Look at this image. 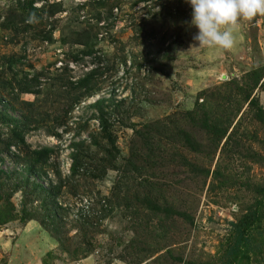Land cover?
Listing matches in <instances>:
<instances>
[{"label":"rangeland","instance_id":"1","mask_svg":"<svg viewBox=\"0 0 264 264\" xmlns=\"http://www.w3.org/2000/svg\"><path fill=\"white\" fill-rule=\"evenodd\" d=\"M30 1L0 0V170L46 192L0 199V264H264V15L225 50L187 0Z\"/></svg>","mask_w":264,"mask_h":264},{"label":"clouds","instance_id":"2","mask_svg":"<svg viewBox=\"0 0 264 264\" xmlns=\"http://www.w3.org/2000/svg\"><path fill=\"white\" fill-rule=\"evenodd\" d=\"M192 7L191 25L199 31L193 37L202 46L231 50L241 19L264 15V0H187Z\"/></svg>","mask_w":264,"mask_h":264},{"label":"trees","instance_id":"3","mask_svg":"<svg viewBox=\"0 0 264 264\" xmlns=\"http://www.w3.org/2000/svg\"><path fill=\"white\" fill-rule=\"evenodd\" d=\"M33 9V11H35L36 9H34V0H31L30 2L27 3V5H25L22 9V11H26L27 9ZM144 22V21H143ZM8 28L10 26H7ZM89 53V52H87ZM87 81H89V76L86 77ZM27 92V91H24ZM36 94V93H34ZM101 103V100H97L93 103L94 106H99V104ZM6 108V107H5ZM9 108V107H8ZM248 109L250 112L253 113V117L257 119V121H259L260 123L264 124V119L262 118V115L264 114V111L261 109H259V111H253L252 107H251V103L248 106ZM260 115V116H259ZM220 126L219 130L213 131L212 136H214L213 138H218L220 136H224L227 133L228 128L231 126V123H227L225 124V127L223 126V122L221 123H217ZM102 132H104L106 130V125L105 123L102 121V123L99 124ZM235 126L234 125L232 127L231 133H229L226 136V142L224 144V147L227 146V142L229 141V139L231 137H233L234 134V130H235ZM47 151V149H45ZM2 151H0V162L2 160H4V158L2 157ZM45 153V152H44ZM38 155L41 156L43 155V152H38ZM11 159H14V157H11ZM33 170L32 166H28L24 169H22L21 171H16V169H7V170H0V179L4 178V179H8V183L7 184H0V199H11L12 195H14L15 193L19 192L21 193V197L22 199H40L43 197L44 192H46V189L38 184V183H33L32 187V191L31 193H26L25 188H27L30 185V177H31V172ZM37 179H40V177L38 176ZM15 183L10 181H14ZM22 186V187H21ZM22 188V189H21ZM24 188V189H23ZM32 197V198H31ZM21 215H23L24 219H29L30 218V214L28 213V211L23 210L21 212Z\"/></svg>","mask_w":264,"mask_h":264}]
</instances>
